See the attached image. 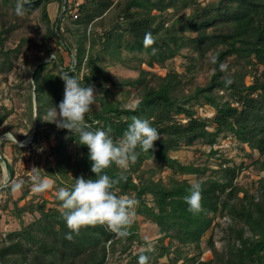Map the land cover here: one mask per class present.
I'll return each instance as SVG.
<instances>
[{
    "label": "trees",
    "instance_id": "16d2710c",
    "mask_svg": "<svg viewBox=\"0 0 264 264\" xmlns=\"http://www.w3.org/2000/svg\"><path fill=\"white\" fill-rule=\"evenodd\" d=\"M50 1L33 0L31 5H25V14L39 10L46 24V40L56 38V42L73 55L74 63L64 65L62 53L49 46L47 52L52 53L51 58L33 68L31 86L35 97L37 126L41 125L47 110L63 100L62 89L65 86L60 74L71 70L82 83L93 85L98 92V106L93 105L85 117L94 129L110 127L113 137L118 139L131 123V117L138 116L149 120L160 132V138L149 152L137 149L138 158L125 172L126 181H121L116 187L120 195L133 191L134 199L139 201L136 213L151 219L163 232L159 238V252L144 250L149 256V264L169 253V246L163 244L165 235L177 238L182 243L199 245L201 236L212 221L208 213L214 214L219 208L227 212L233 224L241 222L237 228L233 225L229 228L230 235L224 249L227 253L225 263L264 264V191L258 200L254 195L249 200L245 195L237 202L230 200L237 194V189L232 186L235 171L225 167L223 177L226 180L220 181L213 177L199 181L202 185L203 210L193 214L188 211L189 206L184 199L189 195L191 185L187 180L171 178L169 183H165L152 177L165 166L176 167L180 172L196 171L193 166L181 164L171 157L170 151L199 139L212 144L216 136L225 131L232 132L260 154L264 153V0H119L118 6H113V0H64L62 14L54 22L49 20L46 9ZM57 1L62 4V0ZM3 3L12 8V15H16V0H3ZM184 9L188 11L183 12ZM107 18L108 25L103 27ZM65 20L77 27L84 25L82 29L76 27L70 31L75 35L73 50L63 36L65 28L61 22L64 24ZM13 22L4 15L0 17V72L9 70L12 66L10 55L17 56L19 53V45L4 47V39L14 28ZM96 23L101 26L100 30L96 29ZM148 32L154 36L155 44L145 47L143 41ZM182 47H188L201 55L209 50L213 55H218L206 85L196 87L193 93L179 95L182 80L176 70H169L162 76L152 74L153 78L159 80L153 85L141 81V75L148 71L139 68L140 76L136 82L137 89L141 88V91L134 104H138V107L134 111L130 110L132 107L120 106L108 98L113 87H122L128 80L112 81L110 73L98 64V60L106 55L119 58L125 49L128 53H146L148 66H163ZM230 56L235 59L240 71H234L229 76L220 71L219 64ZM82 67L85 71L81 72ZM248 75L251 80L246 83L244 79ZM226 78L231 79L230 85H225ZM200 98H204L214 108L215 113L211 118L197 116L189 104ZM29 107L31 109V104ZM9 113L10 110L6 108L0 110V126ZM180 116L185 120L177 118ZM44 124L55 126L54 123L43 121ZM10 129L17 140L25 139L15 128ZM56 129V133L46 129L54 138L48 153H54L56 161L37 170L39 175L50 179L57 190L59 187H70L80 176L95 178L87 146L80 145L67 129L57 126ZM38 134V129L34 130L31 140H35ZM7 141L11 140L7 137L0 140L1 152ZM67 143H73L77 150L73 168L75 176L71 183H64L58 177L68 175L70 156L66 152ZM1 157L12 177L11 159L5 155ZM147 159H152L154 166L147 168L145 176V170L139 172V167ZM63 163H66V168ZM120 171L114 164L105 170L111 177H116ZM227 188L228 197L220 198ZM3 190L7 191V199L14 203L13 211L20 219L19 228L0 233V262L3 264H106L108 253L115 252L117 248L122 252L127 251L137 236L138 225L134 220L129 229L131 235L127 238H119L106 226L97 225L81 228L79 234L72 233L73 239L68 240L65 236L70 229L62 218L61 202L56 193L50 200L53 205L47 206V199L40 202L27 199L18 204V201L26 198L29 191L26 186H23V192L17 199L12 198L8 187L0 188V193ZM148 195L152 204L146 200ZM23 213H37V216L24 224L21 221ZM140 252L130 253L128 264H138ZM174 252L176 255L181 254L177 248ZM174 259L170 264H183ZM187 259L191 260V264L212 263V259L200 260L193 256Z\"/></svg>",
    "mask_w": 264,
    "mask_h": 264
},
{
    "label": "rangeland",
    "instance_id": "374dc122",
    "mask_svg": "<svg viewBox=\"0 0 264 264\" xmlns=\"http://www.w3.org/2000/svg\"><path fill=\"white\" fill-rule=\"evenodd\" d=\"M117 1L119 0H113V6H118L119 3ZM66 2H70V0ZM63 3L64 0H62V4L57 0H52L47 4V14L51 22H54L56 18H60L64 8ZM11 10L12 8L5 6L3 0H0V17L4 15L6 19L10 21L14 20V28L4 39V47L13 48L19 45V53L17 56L10 55L11 68L0 72V110L2 111L3 108L10 110L6 121L0 126V140L5 138L6 133H9L7 138L11 140L7 141L3 151H0V168L3 171V174L0 175V183L9 180L24 179L23 186H26L29 191L26 198L18 201V204H21L27 199L38 202L47 199L49 200L47 206H52L53 204L50 200H52L57 189L52 187L43 193H34L31 190V177L34 174L31 169L33 167L42 169L47 164H53L56 161V155L54 153H48V149L54 143V138L49 133H56L57 130L56 125H42L43 120L41 121V125L37 126L35 97L31 86V73L38 63L46 62L51 58L52 53L47 52L49 46L57 48L62 53L64 65L73 64L74 58L72 54L66 52L61 44L56 42V38L52 37L46 40V24L41 18L39 10H35L29 15L24 14L22 17L12 15ZM187 11L188 9L183 10V12ZM108 22L109 18H107L103 27H106ZM61 24L65 28L63 31L64 39H66L67 44L73 50L75 47V35L71 32L75 30L77 25L69 20L64 24L61 22ZM96 27L97 30L101 28L98 23H96ZM77 28L82 29L84 25H80ZM212 55L213 52L211 50L201 55L188 47H182L173 58L166 60L163 66L157 64L148 66L146 64V53H128L124 49L119 58H111L106 55L97 62L110 73L112 81L117 83L118 81L124 82L128 80L122 87H113L111 89L112 94L108 98L118 102L120 106L133 107L141 91V88L137 89L138 83L136 82V79L140 76L139 68H144L148 71V73L141 75V81L153 85L159 80L156 77L153 78L152 74L162 76L169 70H176L182 80L178 94L181 95L183 93L187 95L193 93L196 87L207 84L213 73V64L209 60ZM223 63L228 65L226 74L229 76L234 71L239 70V65L236 64L235 59L231 56ZM82 71H85V68L82 67ZM244 80L246 83H249L251 80L250 75L246 76ZM62 91L64 93V88ZM95 93L97 95L98 92L95 90ZM213 94L215 95V93ZM30 104L31 109L29 107ZM189 104L192 105L197 116L211 118L215 113L214 108L206 103L204 98H200L198 101H190ZM95 106H98L97 100L95 101ZM177 118H181L183 121L185 120L183 116ZM10 128H15L19 134L25 136V139H16L17 142L15 143L12 139L14 137L11 134ZM47 128L50 132L46 130ZM37 129L39 134L35 137V140H31L34 130ZM76 151V146L73 143L66 144L67 156H70V162L67 167L68 175H58L64 183H71V179L75 176L73 168L75 167ZM2 155L11 159L13 164L12 177L9 176L5 168V162L1 157ZM170 156L176 158L181 164L193 166V168H196V171L180 172L176 167L165 166L160 171L154 173L152 176L154 180L161 179L163 182L169 183L172 178L187 180L191 184L206 178L215 177L220 181H224L226 178L223 177V169L230 167L235 171L232 186L237 189L236 197L230 200L237 202L244 195L247 200L253 195L256 196V200L261 199V192L264 191V153L260 154L256 149L249 147L247 143L241 142L230 131L218 134L212 144L205 143L203 139H199L190 145H180L179 148L170 151ZM153 163L152 159L144 160L140 164L139 172L145 170L144 174L146 176L147 168L154 166ZM63 164L66 168V163ZM133 176L134 181H136V173ZM9 190L12 198L17 199L23 192V187L16 192H12L10 188ZM228 190L229 188L225 189L221 193L220 198H227ZM123 195L134 198L133 191ZM146 200L148 204L153 203L150 195L146 196ZM13 208L14 203L7 199V191L3 190L0 193V233L2 234L20 227V219L16 217ZM35 216H37V213H23L21 215V221L24 224L28 223ZM208 216L212 218V221L209 228L201 236L199 245H195V243H182L177 238L165 235L163 244L169 246V253L158 257L155 262H152V260L151 262L153 264H170L175 258L177 263L191 264V260H186V258L193 256L200 260L212 259L211 264H226L225 258L227 253H225L224 249L230 235L229 228L231 225L237 228L241 222L236 221L234 224L233 221L230 222V216L225 210L222 211L221 208L214 214L209 212ZM134 220H136L138 225L135 240L125 252L117 248L115 252L108 253L106 264H128L130 253L148 250V241L153 242L151 250L155 253L159 252V238L163 235L160 228L151 219L141 214L136 213ZM175 248L180 250V255L175 254Z\"/></svg>",
    "mask_w": 264,
    "mask_h": 264
},
{
    "label": "clouds",
    "instance_id": "9594fccd",
    "mask_svg": "<svg viewBox=\"0 0 264 264\" xmlns=\"http://www.w3.org/2000/svg\"><path fill=\"white\" fill-rule=\"evenodd\" d=\"M33 0H16L15 14L19 17L26 12L25 5H31ZM144 46L155 44V38L148 32L144 37ZM155 51V49H153ZM212 64L218 61V55L209 58ZM219 69L227 72L228 65L221 62ZM64 81V97L58 105L49 108L42 119L48 123H54L59 129H67L76 137L80 145L88 148V157L91 163V171L95 178L85 179L83 176L75 179L70 187H59L56 192L58 201L61 202L62 218L66 222L70 232L65 238L73 239L72 233L79 234L83 227L106 226L119 238H127L131 235L130 227L136 216L139 201L120 195L116 191L121 181H126L125 172L130 164H134L138 158L139 148L143 152H149L154 148V142L160 138V132L153 127L149 120L138 116L131 117V123L122 136L115 139L112 129L93 128L85 117L92 110L96 101V93L93 85L84 84L72 74V71L60 74ZM231 79H225V85H230ZM138 104L130 110H135ZM6 133L5 137H8ZM16 143V137L12 138ZM115 165L121 171L116 177L109 176L105 170ZM33 167L32 188L34 193H43L53 187L52 181L41 177ZM24 179L9 180L0 183V188L8 187L12 192L22 189ZM188 211L198 214L202 209V185L196 181L191 183L189 195L185 196ZM148 250H151L153 242L148 241ZM138 264H149V256L142 250L138 255Z\"/></svg>",
    "mask_w": 264,
    "mask_h": 264
},
{
    "label": "water",
    "instance_id": "95a60500",
    "mask_svg": "<svg viewBox=\"0 0 264 264\" xmlns=\"http://www.w3.org/2000/svg\"><path fill=\"white\" fill-rule=\"evenodd\" d=\"M5 168H6V170H7V167H6V165H5ZM0 264H3V263H1V262H0Z\"/></svg>",
    "mask_w": 264,
    "mask_h": 264
}]
</instances>
